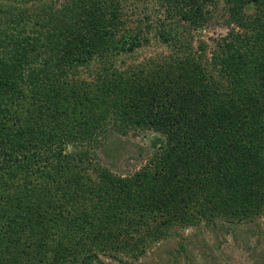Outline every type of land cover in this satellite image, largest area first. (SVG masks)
Listing matches in <instances>:
<instances>
[{
	"label": "trees",
	"instance_id": "16d2710c",
	"mask_svg": "<svg viewBox=\"0 0 264 264\" xmlns=\"http://www.w3.org/2000/svg\"><path fill=\"white\" fill-rule=\"evenodd\" d=\"M155 1L170 25L180 29L182 22L201 28L223 3L229 19L253 33L243 39L238 35L234 44L223 40L206 66L200 60L180 61L176 52L165 68L150 62L147 70L160 76L167 68L172 79L140 87L142 96L153 95L141 110L124 90L114 63L118 55L146 45L150 33L179 49L160 20L142 21L134 35L127 30L116 40L124 25L121 0H69L53 18L30 26L24 10L9 20L16 30L0 29V184L11 181L12 189L0 194V264H66L74 254L73 246L62 242L69 230H77L76 239L94 238L99 234L92 227L104 217L112 220L116 207L131 206L141 220L148 211H158L163 224L164 207L179 198L223 218L251 221L264 209V0ZM20 22L26 28H17ZM79 69L95 74L92 93L86 81L68 80ZM13 92L19 100L11 106L6 96ZM158 92L169 99L164 108H152L161 99ZM117 98L125 105L117 107ZM110 111L120 122L111 120V131L151 130L162 136L152 143L160 151L159 161L152 160L155 168L161 166L160 174L120 181L98 169L97 183H83L70 161L82 160L87 151L64 153L63 144L96 142ZM7 125L19 126L18 132L13 135ZM170 167L180 171L170 175ZM20 174L15 186L13 178ZM82 186L91 194L90 210L80 208ZM64 203L73 210L63 219ZM18 218L24 228L17 229ZM57 228L62 230L59 241L52 236Z\"/></svg>",
	"mask_w": 264,
	"mask_h": 264
},
{
	"label": "rangeland",
	"instance_id": "374dc122",
	"mask_svg": "<svg viewBox=\"0 0 264 264\" xmlns=\"http://www.w3.org/2000/svg\"><path fill=\"white\" fill-rule=\"evenodd\" d=\"M68 2L69 0H0V29L7 27V30H16L15 24L10 23L9 20L14 19L24 10L26 11L24 21L30 26L34 20H42L45 17L53 18L56 12ZM121 2L120 12L123 14L124 25L122 29L119 28L116 40L120 39L121 35H126L127 30L134 35L136 27L142 21L145 24L149 19L150 23L154 24L160 20L161 26L165 27L167 32L175 38L173 44L179 47V49H174L172 45L161 42L159 38H154L153 33H150L148 34L149 42L146 45L140 46L130 53L117 56L114 68L118 69L124 85H127L124 86V90L131 92L137 110L144 108V105H148L153 98L151 93L148 96L139 94L140 87L148 82L159 84V80L162 78L172 79L167 68L161 72L160 76L147 70V66L150 67V62L165 68L166 63L174 58L176 52L179 53L180 61L200 60L201 64L206 66L221 47L218 44L223 40L226 39V42L234 44L239 41L238 35L243 39L253 33L247 28H240L233 20H230L223 3H218L217 7L212 9L213 12L209 20L201 28L193 29L187 23L182 22V29H180L179 25L178 27L170 25V20L164 13V7H159L155 0H121ZM248 11V14L253 13L252 9ZM26 24L20 22V25L16 27L22 30V28H26ZM27 29L29 31L30 28ZM177 63L179 62L177 61ZM91 68L96 69V65H91ZM87 73L86 70H83V73L80 71L74 76L68 75V80L70 82L86 81L92 86L90 90L92 93L95 89L94 85L98 81L94 73L91 76ZM135 82L137 87H133ZM18 88L24 94H28L24 85ZM135 89L138 92H135ZM17 93L15 92L14 95L13 92L6 96L10 100L11 106L19 100ZM157 95L161 99L152 108H164L169 104V99L164 98L163 93L158 92ZM145 97L149 98L148 102ZM116 101L117 107L125 105L124 101L119 98ZM106 120L108 123H102V126L107 131L98 135L95 138L96 142H83L81 145H78L77 142L63 144L64 153L87 151V156L82 157V160L75 158L74 161H70L74 164L78 175L82 176L83 183L88 185L97 183L99 181L98 169L109 171L120 181L128 180L136 175H154L155 171L160 174L161 166L155 168L154 165L160 151L152 143L155 137L162 138V136L158 132L138 129L121 135L115 130L111 131L114 128L111 120L120 124L114 113L110 111ZM4 124H9V122L5 121ZM4 128L11 130L14 135L19 126L7 125ZM162 162L166 163V160ZM170 168L171 171H168L170 175H175L180 171L176 167V172H172L173 167ZM20 177L21 174L13 178L15 186L21 182ZM165 178L168 177L165 176ZM163 179L160 177V181ZM1 182L0 194L2 196L8 194L12 189L8 187V183L11 181L4 183L2 180ZM80 193L82 194L80 208L90 210L92 204L90 192L82 186ZM164 208L166 211L164 218H167L164 224L159 221L161 214L153 210L148 211L142 220L138 216L139 220H137L136 212L130 206L127 208L116 207L114 209L115 216H111L112 220L106 221L104 217V222H101L97 228L92 227V233L99 234L94 238L92 235L89 238L76 239L77 236H74L77 235V230L68 229L72 233H68V237L63 238L62 242L71 244L74 254L66 264H264V209L249 221L217 217V215H210L207 209L206 212H200L198 204L184 203V200L180 198L177 199V202L169 201ZM63 209H65V211L63 210L64 219L65 214L68 216L67 212L73 208L71 203L68 206L64 203ZM110 211L111 208L108 214ZM82 212L85 213V211ZM1 216L2 214L0 218H2ZM210 216L212 219H209ZM153 217H156V220L153 221ZM21 220L22 218H18L17 229L24 228L25 224ZM96 222L99 223V221ZM121 225L127 228L119 230L118 227ZM7 227H13V225ZM152 231L153 234H151ZM61 232L62 230L57 228V234L52 235L53 240L59 241L62 237L58 236V233L61 235ZM157 232L160 234H156ZM71 234L73 235L72 239L81 242L77 244L74 243L75 240L72 242Z\"/></svg>",
	"mask_w": 264,
	"mask_h": 264
}]
</instances>
